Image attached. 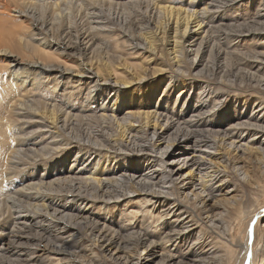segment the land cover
<instances>
[{
    "label": "bare ground",
    "instance_id": "6f19581e",
    "mask_svg": "<svg viewBox=\"0 0 264 264\" xmlns=\"http://www.w3.org/2000/svg\"><path fill=\"white\" fill-rule=\"evenodd\" d=\"M38 1L0 0L1 23L2 19L8 18L2 16L6 9L13 12L10 16L14 21H27V29L19 31L18 37L14 38L11 32L4 29L5 24L0 25V68L9 72L5 78L15 85L19 81L26 82L27 91L30 94L38 93L36 89L39 87V80L53 79L56 84L48 88L46 95L57 100H63L55 92L58 84L60 92L67 91L68 95H75L86 88L85 85L88 82L91 84L83 91L84 95L81 96L78 107H72L67 100L61 103L45 102L39 98L22 97V93L7 100L11 87L0 94V122L3 120L4 108L9 111L11 110L9 108H12L16 121L27 128L20 136L13 138L14 133H5L7 129L13 127V123H10L7 129L5 128V132L4 127L0 125V142L2 143L0 144L3 145V147L0 145V187L3 185L1 176L7 174L4 180L14 176L19 172L18 166L21 164L31 165L30 167L35 170L27 173L24 176V185L21 184L13 191L7 193V188L4 192L1 189L3 186L0 188V195H2L0 199V264L6 260L15 261V264H32L29 258L54 253L78 261L70 248L75 244L72 238L78 236L79 231L91 236L90 239L92 237L95 239L90 247L92 251L103 250L102 253L115 261V264H218V260L227 254L221 253L213 234L223 236L228 240L225 237L228 234L227 229L221 226L223 216L226 214L239 219L241 224L238 232L229 240L236 248L237 254L226 264H259L260 260L262 262L264 259V224L260 219H264V201L261 206L252 203L247 210H243L239 204L240 198L235 200V196L246 194L247 190L242 188L243 186L264 188V124L261 123L264 119L261 114L264 109V50L258 48L255 52L248 53L245 58L248 61L247 65L251 64L254 71L242 70L238 67L240 69L238 72L242 76L240 78L248 80L249 83L252 82L248 90L255 95L252 104L256 106L250 113L246 112V116L236 118L235 122L227 125L226 128L222 124L215 123L212 125L218 130L205 133L200 126L218 98V93L210 87V84H220V80L213 78L217 81L207 80L208 82L204 83L205 87L200 86L202 88L199 94L202 98L198 101L196 108L194 104H187V101L191 99L192 85L183 80H163L158 74V79L167 81L171 87L166 90L159 89V91L155 90L157 87L155 85L149 88L147 95L136 92L130 87L140 79L137 78L136 73L130 74L128 71L130 66L128 70L123 68V71H110L107 67V71L95 65L97 62L94 64L87 61L89 58L87 47L95 39L94 34L91 36L88 30L100 29L103 33L108 29L102 26L105 20H103V13L98 4V1L104 0H81L85 4V17L93 25L90 24L85 32L84 30L76 32L66 27L61 30L60 36H55L56 34L50 32L51 28L44 14L52 5L54 9L59 10L62 4L74 0ZM129 1L138 3L141 0ZM213 1L206 0L203 7L198 10L193 9V12L188 7H183L186 1H182L183 3L180 1L176 5L177 0H161V4L153 8L164 17V26L158 27L153 23L154 35L149 34L151 36L142 38L143 41L133 39L135 41H132V48L148 53L142 59V62L148 66L159 58L155 45L160 44L162 46L160 49L166 51L170 61L176 64V69H179L190 61L185 58V55L193 50L188 46H182V41L186 36L196 39L194 36L203 31L200 42L194 49V57L189 64L190 67L196 69L201 65L205 53L202 43L208 42L211 43L210 47H214L212 45L215 40L212 33L214 27L217 29L216 27L223 26L218 31L219 37L233 36L236 41L252 39L251 36L256 38L264 34V3L256 7V16H253L255 19L250 22L238 24L233 22V24H225V22L210 25V20L202 19L206 12L211 13L210 10L213 8L217 18L222 20L217 14V6L229 5L231 7L238 0ZM32 4L35 7L37 4L40 6L38 9L41 14L37 18L33 16L35 11L29 9ZM31 25L33 28H38L39 32L34 33L30 30ZM28 40L33 42L29 43ZM35 41L44 48L37 49L35 45H39L34 43ZM165 45L169 47L165 48ZM215 45L217 48V44ZM218 49L217 54L225 53L226 55L233 53L235 47L230 52L219 47ZM64 54H68L69 57ZM72 54H78L79 58ZM74 59L79 61L75 64L69 63ZM218 69L216 65L212 70L219 72ZM234 71L236 72L235 69ZM19 73H22L23 77L16 76ZM124 74L130 76L123 79ZM150 74L151 72L147 73L146 77ZM33 77L34 79H31ZM31 88L34 89L30 91ZM172 89H176L177 94L175 91L176 95L173 97L171 109L167 110L165 104L170 101L169 93ZM25 94L29 95V93ZM2 99L7 100L4 105ZM105 100L109 105H105ZM211 100L212 106L209 108L208 103ZM13 103H16L15 107H11ZM92 103H97L98 111L90 107ZM184 108H189L191 112L184 118L183 124L176 123L173 117L176 116L177 111ZM240 109L245 111L246 106L241 105ZM74 110H79V113ZM122 110H124L123 116L119 121L115 112ZM28 112L37 115L38 119L34 120L33 117L25 115ZM108 112H110L109 116ZM90 114L93 115L92 117L102 119L101 125L104 127L114 124V136L110 134L111 147H117L120 151L124 148H133L138 153L154 155V157L147 158L143 164H140L142 163L140 158L114 155L109 147L104 148L108 155L103 154L98 147L100 143L97 138L80 137L74 130L75 125L73 124L76 121L74 118L81 120ZM248 132L251 133L248 140L238 143L243 140L242 135ZM8 135L11 138L10 144H8ZM180 141H185V146L179 151L172 152L170 149L178 145ZM31 143L36 144L32 146ZM27 151L30 153H26ZM55 151L62 158L50 160V152ZM245 153L247 156L244 155ZM70 156L72 158L69 168L75 172L73 175H68L63 170L66 167L64 162L70 159ZM250 158L258 164L259 171L256 172L259 173L250 172L253 169V165L247 160ZM80 159H83V162L78 165ZM39 161H42L41 165L36 167ZM52 165L60 166L55 176H65L68 178L66 184L69 185L65 186V181H60L57 187H48L49 191L62 196L85 194L83 198L76 199L79 203L74 199H69V201L67 199L61 206L52 198H45L44 189L46 187L43 183H47L46 177L53 175L48 174L41 177L40 170L44 171ZM140 165L144 168H139ZM39 168L41 169L38 173ZM36 175L41 176L32 179ZM231 177L239 182V187L236 184L230 189L223 186ZM73 179L78 180L81 185L76 184L72 181ZM59 188H62V191ZM40 189H42V196ZM239 191L242 193L238 194ZM137 195H145L140 198L141 203L146 201L144 204L149 199L153 204L161 203L160 198L170 197L172 200L160 207L158 222L128 234L124 237L129 236L125 244L117 239V234L112 228L109 231L100 216H91L92 214L89 213L91 210L86 211L88 208L80 207L88 199L102 203H111L115 200L124 202L130 199L129 197ZM19 196H24L26 201L22 203ZM245 197L249 199L248 201L252 199L248 195ZM240 201L242 203V200ZM72 204L75 205L73 209L77 214L67 211L72 209L69 208ZM86 213L89 215H84ZM162 218L166 219L162 220ZM18 224H20L19 227ZM98 227L100 229L96 231ZM23 229H27V232H23ZM154 231H158V237L163 243L155 242L153 239L149 240V237L154 235ZM195 231L197 233L194 238L192 237L188 252L187 250L185 251L187 253L178 251L176 243ZM254 233H260L262 240L255 241ZM26 250L31 252L27 258H24L28 263H22L20 258H13V255L24 257L23 252Z\"/></svg>",
    "mask_w": 264,
    "mask_h": 264
},
{
    "label": "rangeland",
    "instance_id": "374dc122",
    "mask_svg": "<svg viewBox=\"0 0 264 264\" xmlns=\"http://www.w3.org/2000/svg\"><path fill=\"white\" fill-rule=\"evenodd\" d=\"M32 1H35V0H32ZM52 1L55 2V1H60V0H52ZM167 1H171V0H167ZM173 1H176V0H173ZM180 1L181 3L186 1L185 3H183L184 4L183 7H188L193 12H194L193 9H197V10L200 9L201 7L205 5V2H206V0H177V3L175 4L178 5V2ZM83 2L81 0H74L67 4H62L59 10L54 9L53 5L52 7H48V12L44 15H45L46 21L48 22V26H50L51 28L50 32L52 31L51 32L52 34H56L55 36L57 35L60 36L61 30H63L66 27L72 28L76 32H83V30L85 32L87 28H89L90 24L93 25V23L88 22L85 17V13H84L85 4ZM213 2H215V0ZM170 3H173V2H170ZM262 3H264V0H249V1L248 0H238L231 7L229 5L220 6V7L217 6V9H216V11H218L217 14L221 16L222 20L217 18L215 11L212 10L213 8H211L210 10L211 13L206 12L203 15L202 19L204 18V20L206 19L208 21L210 20V25L223 24L225 22H226L225 24L247 23L255 19V17L253 16H256L255 15V12L257 10L256 7L260 6ZM98 4L100 6L101 13H103V17H104L103 20H105L102 26L108 29L104 30L105 32L103 33L102 31H100V29L99 30L98 29L88 30V32L90 31L89 33L91 36L92 34H94L95 36V39H93V42L87 47L88 48L87 51L89 52V55H87V57L89 58L88 60L87 59L86 60L88 62H92L94 64L97 62L95 65H99L101 68L105 70H107V67H108L110 71L111 70L112 71L114 70L123 71V68L125 70H128V66H130V69L128 70L130 74L136 73L137 78L140 79V81H138L136 84H133L130 87V89H134L136 92H142L145 94L148 92L149 88H151L152 86L154 87L155 85L157 86L155 90H159V89L166 90L168 89V87H171L167 84V81H161L160 79H163V80L167 79L168 81H171L174 79L183 80L184 82L192 85V90L190 92L191 99L187 101V104L188 105L194 104L195 108L198 107V104H199L198 101L201 100L202 98L201 95L199 94V91L202 88L200 86L202 85L204 86V83L208 82L207 80H212V81L220 80L221 81L220 84H212V83L210 84L211 85L210 87H213V89L218 93V98L213 108L207 114V118L206 119L203 118L205 119V121L200 126V128L203 129L205 133L208 131L218 130L217 127H214L212 125L215 123L222 124L226 128L227 125H230L231 123L235 122L234 120L236 118H241L242 116H246V112L250 113L252 108L256 106V104H252V100L255 99V95L252 94L248 90L252 82L249 83L248 80L246 81V79H241L240 77L242 76L240 75V72H238V70L242 68V70L246 69V70L254 71V68L250 66L251 64L247 65L248 61L245 58H247L246 56L248 53L255 52V50H257L258 48L261 50H264V34L256 38H253V36H251L252 39L250 38L243 39V40L240 39V41L239 40L236 41L233 38V36L232 37L225 36L223 37L225 39L224 40L221 36L219 37V35H217L219 33L218 31H220V28L223 27L220 25V27L219 26L216 27L217 29H215L214 27L212 30V33L214 34L213 37L215 39L213 40V43H212L214 47H210L211 43H208V42L202 43L203 44L202 47H203V50H205V53H204V57L201 62V65L198 68L195 69L192 66L190 67L189 64L192 61L191 59H193L194 57V53H195L194 49L200 42V39L203 35V31L200 32V34L194 36V38L196 39H192L190 36H186L184 40L182 41V46L184 47L188 46L189 48L193 49L185 55V58L190 61H188V63L185 62L186 64H183L184 66L180 67L179 69H176V64L170 61V58H168V54L166 53V51L160 49L162 48L160 44L155 45L156 47L155 51L158 53L159 58L155 59V61H152L147 66L145 63L142 62V59L144 58V56L148 55V53L143 50L137 49V48H132V45H133L132 41H135L133 39H136V40L137 39L141 40L142 38L145 39L146 37L151 36L149 34L154 35V29H155L154 24L155 26L157 25L158 27L164 26V20H165L164 17L157 10L154 9L155 5L161 4V0H141L138 3H133L129 0H104V1H98ZM38 5L39 4H37L35 7L32 4L31 8H29L30 10L35 11L33 15L34 18H37L38 15L41 14V12L38 9V7L40 6ZM12 13L13 12H10L8 9H6V11L4 12L2 16L3 17L6 16L8 18H6V20L2 19V23L5 24L4 29L11 32L14 38V37H18L17 34L19 31L27 29V24H26L27 21L26 20H23V22H20V20L14 21L12 16H10L12 15ZM2 23L0 22L1 26H3ZM29 29L32 30L34 33L39 32L38 28H33V25H31ZM32 35L35 36L37 34H32ZM34 40H37V39L34 38ZM28 42L31 43L33 41L28 40ZM34 43L39 45V46L35 45L37 49L44 48L43 45L39 44L37 41H35ZM215 44H217V46L220 49L229 50V52L234 50L233 47H235V50L233 53L231 52V54H226L227 56L225 55V53H219L220 54L219 55L217 54L219 52V49L218 47L216 48ZM167 47H169V45H165V48ZM35 54H37V52ZM72 55L75 56L76 58H79L77 57L78 54H72ZM66 56H68V54ZM77 61L79 60L74 59L73 62L72 60L68 62L75 64L77 63ZM216 65H218L219 67L218 69L219 72L212 70L213 66H216ZM159 69H161V71H159ZM234 69L236 70V72L234 71ZM149 72H151L152 75L150 74L149 77H146V74ZM6 74H9V72L0 68V94L4 93L5 91L8 90L9 87H11L9 91V95H7V100L11 99L10 97L12 96H17L18 93H22L21 94L22 97L29 96L33 98H39L40 100L45 101V102L51 101L52 103H61L62 101L67 100L72 107H78L80 105L79 100L81 99V96L84 95L83 91L88 89L87 86L91 84V82L86 83L85 85L86 88H83L81 91H78L75 95L74 94L68 95L67 91L60 92V89H59L60 86L58 84L57 88L55 89V92L58 95H60L63 100H57L52 97L49 98L46 95V93L49 91L48 88L52 87L53 84H56V82L53 79L39 80V87L36 89L38 93L30 94V92L27 91L28 84L26 82L19 81L17 85L13 83H9L7 79L5 78ZM21 74L22 73H19L16 76L23 77V75ZM158 74L161 75L160 79H158L159 77H157ZM129 76L130 75L127 76L124 74L123 79H126ZM34 77L36 76L34 75ZM34 77L31 79H34ZM209 77H212V78H209ZM142 78H145V79L142 80ZM213 78H216L217 80ZM118 79H120V77ZM230 81L232 82L231 84H230ZM4 83H7V85H4ZM33 89L34 88H31L30 91H32ZM175 91L176 89H172L171 92L169 93L170 101L165 104L167 110L171 109L173 97H175V95L177 94V91H176V94H175ZM25 93H29V95H26ZM144 99L146 100L147 98H144ZM7 100L2 99L3 105L6 103ZM212 100L210 101V103H208L209 108L212 106V103H211ZM105 102H106L105 105H109L106 100ZM15 104L16 103H13L11 107H15ZM96 105L97 103H92L90 104V107L94 109L95 111H98L99 109L97 108H99V106L96 107ZM241 105L246 106L245 111H241L240 109ZM178 106L179 107L181 106V102L180 104H178ZM9 109L11 110L9 111L4 108L5 110V111L3 110L4 116H3V120L0 122V125L4 127V132H5V128L7 129L9 124L13 123V127L10 129H7L5 133H10V134L14 133V135L12 136L14 138L15 136H20L22 133H24V129L26 127L24 125L19 124V122L16 121V115L14 111H12V108H9ZM74 111L79 113V110L78 111L74 110ZM123 111L124 110L118 113L115 112L116 118L119 121H121V118L123 116ZM190 112L191 111L189 108L188 109L184 108L182 110L177 111L176 116L173 118H175L176 123L183 124L184 118ZM109 113L110 112H108V116H109ZM261 114L264 116V109L262 110ZM25 115H27L28 117H33L34 120L38 119L37 115H33L31 112H28ZM91 115L92 114L87 115L88 117L87 116L83 117L81 120L80 118H74L76 120L75 123L73 124L75 125L74 130H76L75 132L78 133L79 134L78 136L80 137L83 136L87 139V137L93 136L97 138L100 143L98 147L100 148L103 154L108 155V152L105 151L104 148L109 147L114 153V155H120L126 158H134V159L140 158V161H142V163L140 164H143V162H145L147 158L152 159L154 157V155H146L143 153H138L134 151L135 149L133 148H130V149L124 148L123 150L120 151L117 149V147L115 148L111 147L110 144L112 143V140H111L110 134L112 133V136H114L113 135L115 133L114 124L107 125V127L105 125L104 127L103 125H101L102 119L96 118V116L92 117L93 115L92 116ZM261 123L264 124V119L261 120ZM126 127L128 128V126ZM129 128H132V127H129ZM172 134L174 135V133ZM250 136H251L250 132L242 135L241 138H243V140L239 141L238 143H242L248 140ZM7 137H8V144H10L9 142V140H11L10 135H8ZM35 144L36 143H31L30 145L34 146ZM185 144H186L185 141H180L178 145H174V147H172L170 150H172V152L179 151L183 148V146H185ZM1 146L3 147V145ZM26 153H30V151H27ZM50 153H51L49 157L51 158L50 160L52 159L59 160L62 158L59 155V153L56 151L50 152ZM244 155L247 156L246 153ZM72 156H70V159L68 158L64 162V165L66 167L63 170L66 171L68 175H73V173H75L71 171V168H69L71 166L69 164L71 162ZM247 160L250 162L251 165H253V169H251L250 172L252 173L255 172L256 174L259 173V172H256V171H259L258 164L252 158L247 159ZM41 162L42 161H39L36 167L40 166ZM82 162H83V159H80L77 164L79 165ZM30 166L31 165H26V164L19 165L18 166L20 168L18 169L19 172L15 174L14 176L12 175L11 177H8V179L6 180L4 179L6 178L7 174H5L4 172L5 176L3 177L1 176L3 187L2 186H1L2 188L0 187L3 190V192L6 188H7L6 190L8 191L7 193H9V191H13L15 188H17L21 184L24 185L25 183L24 176H26L27 173L31 171H35ZM58 167L60 166L52 165L51 167H49L48 169L44 171H41L42 169L39 168L37 172L41 169L40 172L42 176L36 175V177H33L32 179H36L39 176L43 177L48 174H51L53 176H48L45 178L47 183H43V186L46 187L44 189L45 198L46 199L52 198L57 203H59V205L61 206L63 204V201L67 199L68 201L69 199H74L76 202H78V200L76 199L80 197L83 198V196H86V195L83 193H78L79 196H76V195L62 196L61 194H54L53 191H49L48 187L49 188L57 187L60 181H65V186L69 185V184H66V181L68 180V178H66L65 176H59V175L55 176V174L58 172L57 170ZM139 168H144V166L140 165ZM57 177H60V178L57 179ZM72 181H74L78 185L79 184L81 185V183H79L78 180L73 179ZM235 184L238 185L239 187V182H237V180L234 177H231L229 178L228 181L224 183L223 186L230 189L232 185H235ZM242 188H246L247 190L246 194H243L244 196L240 195L239 197L235 196V200H237V198L238 199L240 198L239 204H241V207H243V210H247L252 203H255L256 206H261V203H263L264 201V188H250V187H245V186H243ZM242 188H238V189H242ZM59 189L60 191H62V188H59ZM40 191H41V196H42V189H40ZM241 193H242L241 191L238 192V194H241ZM245 195L251 196L252 201L251 200L248 201L249 199H246ZM143 196L145 195H137L134 197L131 196L129 197L130 199L124 202L114 199L115 201L111 203L109 202L102 203L100 201L93 202L94 199H91V200L88 199L86 200L87 202L84 205L81 204L80 207L86 208V209L88 208V210L86 211L91 210L89 212L90 214H92L91 216H95V215L100 216L101 220L105 221L104 224L107 226L109 231H111V228H112L113 232H116L117 234V239L121 240L122 243L125 244L126 239L128 240V237H129L128 236L124 238L125 236L135 232L136 230H141L143 227L147 228L149 227L150 224H154L155 222H158L159 217L157 216H158L160 207L165 205V202L172 200L170 197L168 199L160 198L159 200L160 201L162 200L161 203L155 202V204H153L152 202H150L151 199H149L148 200L149 202L147 201V203L144 204V202L146 201L142 203L140 202V198H143ZM255 196H257L256 199H253ZM1 197L2 195H0V199ZM19 198L21 199L22 203L23 201H26V198L24 196H19ZM240 200H242V203ZM73 207H75L74 204H72L69 207L72 209H69L67 211L77 214V212L73 209ZM57 208L59 209V207ZM84 215L88 216L89 214L86 213ZM102 217H104V219ZM165 219L166 218H162V220H165ZM260 221H262V224H264V219L261 218ZM162 222L160 223L163 224L164 222L163 223ZM104 224H103V227H104ZM19 226L20 224H18V227ZM221 226L226 227L228 234L225 237H227L228 240L223 238V236H219L217 234H213V235L215 237L216 244L220 248L221 253L227 254L225 257H221L218 260V264H226L228 260L231 261L234 258V256L237 254L236 248L234 247L233 243H231L229 240L231 237L233 238L234 235L238 232L239 228L241 227V224H240L239 219L234 218V216L230 217L226 214L223 216V223ZM100 227H98L96 231H99ZM203 228L206 229L205 227ZM23 230H24L23 232H27V229H23ZM196 233L197 231L179 240L176 243V249L182 253L183 252L187 253L188 252L187 249L190 246L192 237L194 238ZM254 234H255V241L262 240V236L260 233H254ZM89 237L91 236L86 235L83 231H79L78 236L72 238L73 243L75 244L71 246L70 249L75 253L76 259L78 261L72 260L71 258L62 257L55 253L51 255L42 254L38 258H29V260L32 264H79V262H82L81 264H115V261L110 260L108 257H106L102 253L103 250L97 249L96 251H92L90 249L95 239L93 237L92 239H90ZM152 239L155 242L163 243V241L160 240V238L158 237V231H154V235L152 237L151 236L149 237V240H152ZM186 250L187 252H185ZM23 254H24V257L13 255V258H20L22 263H28L27 260L24 258H27L28 255L31 254L30 250L24 251ZM258 263L264 264V259L262 260V262L261 260L258 261ZM2 264H15V261L12 262L11 260H6L2 262Z\"/></svg>",
    "mask_w": 264,
    "mask_h": 264
}]
</instances>
